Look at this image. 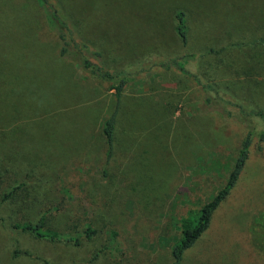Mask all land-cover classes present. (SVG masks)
I'll use <instances>...</instances> for the list:
<instances>
[{
    "label": "rangeland",
    "instance_id": "obj_1",
    "mask_svg": "<svg viewBox=\"0 0 264 264\" xmlns=\"http://www.w3.org/2000/svg\"><path fill=\"white\" fill-rule=\"evenodd\" d=\"M57 6L107 67L152 70L133 73L105 166L100 126L115 106L108 84L59 58L51 38L40 39L39 0H0V67L7 60L24 65L23 57L30 63L18 65L0 90V264H171L179 220L223 187L249 131L253 142L236 185L179 264H264L258 141L264 124L250 114H264V45L253 44L264 38V0H57ZM180 10L190 28L187 48L174 31ZM224 43L241 47L222 50ZM35 47L50 64L36 63ZM143 50L153 56L133 65L134 52ZM165 50L194 54L185 69L199 83L162 69ZM84 186L107 194L102 211H92ZM43 213L46 228L78 243L14 228ZM86 229L94 234L87 237Z\"/></svg>",
    "mask_w": 264,
    "mask_h": 264
},
{
    "label": "trees",
    "instance_id": "obj_2",
    "mask_svg": "<svg viewBox=\"0 0 264 264\" xmlns=\"http://www.w3.org/2000/svg\"><path fill=\"white\" fill-rule=\"evenodd\" d=\"M39 4L42 9L43 18H42V34L40 39L44 37L51 38V40L55 41L58 45V53L59 58H68L84 72L93 76L97 80H100L106 84H108V89L112 91L115 106L113 111L106 117L101 123V135L106 144V155H105V166L110 162L115 145L116 139V129L118 125L119 115L122 110L123 105V97L124 92L129 86L131 82H133L134 74H138L135 71H131L128 69H112L107 67V64L104 60L103 54L97 47H95L92 43L84 41L79 37V34L75 32V30L67 23V21L60 14V9L57 6V0H39ZM174 23V31L176 37L182 43L184 48L188 46V39L190 36V28L188 24L187 14L183 11H176L173 16ZM221 37V36H220ZM219 39V37H218ZM260 42L264 45V38L259 39L253 44ZM241 45V44H240ZM237 43H224L222 50L225 49H236L241 47ZM36 48V47H35ZM37 49V50H36ZM35 52L40 53L38 64H50L51 61L47 59L45 55V50H38L36 48ZM210 50H214L212 47ZM153 56V55H150ZM149 56V57H150ZM149 57H144L140 61H136L133 65H142L145 63L146 59ZM157 58H159L156 55ZM163 58V56H162ZM194 58V54H186V55H170L165 56V60L161 62L160 66L163 67L164 70L173 71L177 69L185 79H190L195 83H199L200 76L193 72L185 69L190 61ZM46 59V60H45ZM44 60V61H42ZM9 61V60H7ZM5 61L2 65H9L8 67H0V90L5 91L3 88L5 85H8L6 81L11 82V76L13 75L14 69L19 64L17 62L8 63ZM42 61V62H41ZM21 62L30 64L27 61V58L23 57ZM41 62V63H40ZM55 64V63H52ZM23 65V66H24ZM54 66H57L56 64ZM145 68V67H144ZM162 68V69H163ZM151 69H145L141 71V74H145L144 72H149ZM143 72V73H142ZM134 73V74H133ZM140 74V73H139ZM138 74V75H139ZM140 74V75H141ZM2 79V80H1ZM2 82V83H1ZM204 88V87H203ZM10 100V99H9ZM12 101V100H11ZM171 113L172 107H168L164 109V113ZM250 114L259 118L261 122L264 124V114L260 111H251ZM258 141L259 143H264V131L258 133ZM253 142V133L249 131L243 141L241 142L238 154L235 160V164L233 169L231 170L226 183L223 187L216 192L206 203H204L199 209L188 211V215L185 218H181L179 220V238L174 243L171 248V256L172 263L171 264H179L182 259L185 251L190 249L196 241L200 238V236L208 229L211 221L212 214L218 208V206L228 197L232 188L236 185V182L239 178V175L244 167V164L248 157V149ZM102 175L106 176L107 171L103 168ZM83 194L87 202L92 206V211H102L103 207H105V197L106 193L101 189H91L89 186H84ZM132 207L136 209L138 213L142 212V206L136 200H132ZM46 213L41 214L38 219L34 223H22L14 225L16 230H20L23 232H28L32 234L34 237L39 239H45L49 241L56 240H68L70 242L78 243V239L72 236L62 235L57 232L50 231L46 228L45 223ZM79 214H74V218L72 220H76ZM87 237H90L94 234V231H90L86 229L83 232ZM107 247H104L96 252V254L92 257V259H96L100 256V254L106 250ZM49 264V263H45Z\"/></svg>",
    "mask_w": 264,
    "mask_h": 264
},
{
    "label": "crops",
    "instance_id": "obj_3",
    "mask_svg": "<svg viewBox=\"0 0 264 264\" xmlns=\"http://www.w3.org/2000/svg\"><path fill=\"white\" fill-rule=\"evenodd\" d=\"M223 37H224V32H223ZM166 51V50H165ZM152 51L151 50H143L141 52H134V56H133V61L136 62V61H139L141 60L142 58L146 57L149 53H151ZM157 52V51H156ZM161 52V51H160ZM159 53V52H157ZM161 56H170V55H182V52H173V53H170V52H161L159 53ZM257 67H254V69H256ZM15 73L18 75V73L16 72L15 70ZM52 76H53V73H52V68H48L45 72V81H46V84H47V79L48 81H50V83L52 82ZM52 111H53V103L50 104V114H52ZM61 120L62 122L64 123V116L62 115L61 116Z\"/></svg>",
    "mask_w": 264,
    "mask_h": 264
}]
</instances>
